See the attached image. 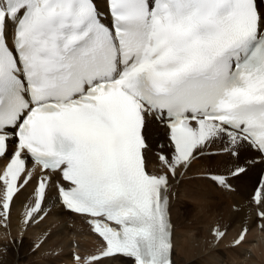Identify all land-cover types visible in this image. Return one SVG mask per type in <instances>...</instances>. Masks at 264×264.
<instances>
[{
	"label": "snow or ice",
	"instance_id": "obj_1",
	"mask_svg": "<svg viewBox=\"0 0 264 264\" xmlns=\"http://www.w3.org/2000/svg\"><path fill=\"white\" fill-rule=\"evenodd\" d=\"M105 2L107 14L95 0H0V227L31 185L21 243L70 213L98 241L71 264H174L170 209L182 181L226 193L256 164L247 153L264 164V0ZM153 121L169 141L155 174ZM221 154L235 161L226 172H193ZM252 203L264 228V180ZM42 235L32 253L59 264L45 247L51 231Z\"/></svg>",
	"mask_w": 264,
	"mask_h": 264
},
{
	"label": "bare ground",
	"instance_id": "obj_2",
	"mask_svg": "<svg viewBox=\"0 0 264 264\" xmlns=\"http://www.w3.org/2000/svg\"><path fill=\"white\" fill-rule=\"evenodd\" d=\"M95 2L101 11V8H104V0ZM146 136L151 147L148 154V171L155 174L160 171L155 166L158 163L156 155L162 151L159 147L161 144L165 145L163 151H167L168 134L163 124L153 121L149 124ZM12 144L13 142L9 141V147ZM218 147L214 146L212 151L216 152ZM253 158L256 159V164L249 166L246 175L233 179L232 190L226 193L218 191L210 181L198 180L195 184H189L187 180L182 181L170 209L174 230V264H264V252L259 246L252 245V239L259 237L264 239V228L257 226L262 223L257 218L258 208L252 203L253 190L259 182L262 164L254 152H249L244 157ZM3 162L0 160V167ZM234 162V158L221 154L211 163L205 160L194 165L193 172L197 173L204 169L226 172ZM31 168L32 165H29L30 170ZM32 191L30 185L24 194L14 201L9 226L6 229L0 227V264H48L46 259L34 255L31 251L37 238H44L42 233L46 229H49L52 235L45 247L55 248L61 252L59 264H71V257L77 249L81 255L96 251L97 238L90 231L85 219L69 213L50 215L40 228H29L24 232L21 243L20 221L25 210L26 197ZM194 195L196 199H193ZM51 205V200L46 202V206ZM244 228H247L244 241L239 246L230 247ZM214 229L225 232L218 242L212 235ZM249 247L256 254V258L246 257L245 262L243 258Z\"/></svg>",
	"mask_w": 264,
	"mask_h": 264
},
{
	"label": "rangeland",
	"instance_id": "obj_3",
	"mask_svg": "<svg viewBox=\"0 0 264 264\" xmlns=\"http://www.w3.org/2000/svg\"><path fill=\"white\" fill-rule=\"evenodd\" d=\"M160 147V146H159ZM158 147V148H159ZM263 238L262 237H259V238H256V239H252V245H257V246H259L261 249H262V252H264V239L262 240ZM254 240V241H253ZM258 241H260V242H258ZM230 247H233V244L232 245H230ZM236 247V246H235ZM247 255V256H246ZM246 257L248 258V257H252V258H256V254L254 253V251L252 250V248L251 247H249V249L247 248V251L245 252V255H244V261L246 260L247 261V259H246ZM245 261V262H246Z\"/></svg>",
	"mask_w": 264,
	"mask_h": 264
}]
</instances>
